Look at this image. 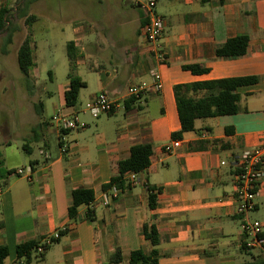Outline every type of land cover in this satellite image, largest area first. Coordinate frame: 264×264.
I'll list each match as a JSON object with an SVG mask.
<instances>
[{"label":"crops","instance_id":"crops-1","mask_svg":"<svg viewBox=\"0 0 264 264\" xmlns=\"http://www.w3.org/2000/svg\"><path fill=\"white\" fill-rule=\"evenodd\" d=\"M12 1L0 0V8H9ZM143 1L96 0L94 25H83L80 19L68 21L73 35L66 43L73 54L70 63L66 52L68 74L79 77L85 87L71 108L64 104L68 74L66 82L47 95L56 101L51 118L56 113L68 118L76 115L84 127L63 131L51 118L39 120L24 138L29 155L0 154V246L8 251L5 264H22L16 253L19 245L41 243L54 234L58 238L43 257L32 251L27 264H128L131 252L149 254L152 249L158 252V264H238L264 259V247L249 253L242 249L245 235L235 213L231 169L234 156L264 140V0L205 4L202 0H156V13L164 21L163 62L142 31L146 15L138 3ZM72 6L64 11L69 13ZM55 10L51 14L60 16L59 7ZM41 20L32 25L31 35ZM240 35L248 37L244 55H215L218 47ZM35 47L32 39V58ZM93 56L96 67L87 62ZM87 64L96 71L94 89L77 74ZM186 65L209 71L192 75L182 69ZM154 72L161 77L159 92L151 88ZM247 76L260 81L237 89L241 112L198 119L192 131L172 139L180 130L174 86ZM133 86L146 88L139 99L126 96ZM102 92L117 100L119 107L89 121L85 105ZM37 106L42 112V105ZM176 140L180 146L165 154L163 147ZM136 145L150 146L149 166L137 174L134 185L104 206L103 186L118 174L116 164L128 159ZM27 165L33 168L31 182L11 176L12 170ZM147 187L155 195L154 209L148 205ZM79 188L92 191L94 200L70 219L71 192ZM88 210L93 221L86 219ZM263 211L264 178L251 214L262 216ZM251 214L249 218L264 227V221L252 219ZM144 226L156 228L157 246L152 247L142 235ZM116 249L121 260L112 262Z\"/></svg>","mask_w":264,"mask_h":264},{"label":"rangeland","instance_id":"rangeland-1","mask_svg":"<svg viewBox=\"0 0 264 264\" xmlns=\"http://www.w3.org/2000/svg\"><path fill=\"white\" fill-rule=\"evenodd\" d=\"M23 1L13 0L9 5L14 14L10 18L11 26L17 31L6 47L4 31H0V154H21L25 158L26 153L22 149L24 138L37 121H50L53 103H56L47 91H55L58 85L66 82L69 72L66 43L73 39L70 29H67L68 21L80 19L83 25H94L96 0H33L27 15L34 16L35 21L42 20L36 30L32 28V35L30 30L35 21L28 25L24 22L25 18L17 16ZM70 4L73 8L66 13L64 10ZM58 7L61 15L51 14L52 10L56 13ZM26 36L32 37L36 46L33 53L35 66L30 71L32 77L28 78L20 73L16 62L17 49ZM4 50L6 53H3ZM87 62L96 67V56ZM88 64L81 66L77 74L88 81V88L94 89L96 71L90 70ZM29 86L32 89L28 91ZM38 102L42 105V112ZM86 116L89 121L92 120L89 115ZM251 217L264 221V211L262 216L251 214ZM246 259L248 257L243 256V260Z\"/></svg>","mask_w":264,"mask_h":264},{"label":"trees","instance_id":"trees-1","mask_svg":"<svg viewBox=\"0 0 264 264\" xmlns=\"http://www.w3.org/2000/svg\"><path fill=\"white\" fill-rule=\"evenodd\" d=\"M33 0H24L17 16L25 18V24H30L35 21V17L27 15V9ZM210 0H202V3H208ZM223 2V0H220ZM23 9V11H21ZM18 11V9H17ZM14 14L8 7L0 8V31L5 34V47L12 42L13 34L17 31L11 26L10 18ZM69 46V44H68ZM248 46V37L245 35L236 36L228 39L222 46L215 51L217 57L235 58L246 53ZM3 53H6L4 50ZM70 63L73 62V54L67 51ZM16 62L20 73L25 77H29V72L33 67L32 58V39L26 36L21 42L16 53ZM184 71L190 72L192 75L206 74L209 70L202 68L199 65L183 66ZM260 79L256 76L224 78L218 80L194 82L191 84L176 85L173 88L176 109L180 123V130L172 134V139H180L183 133L190 132L194 129V122L198 119L235 115L241 112L239 106L240 95L236 92L238 88L256 84ZM85 87V83L77 76L68 74L67 88L64 92V104L66 107H74L77 103L79 91ZM134 98H131L133 100ZM29 145H23L22 149L29 155L27 150ZM151 149L149 145H136L130 149L128 159L118 162L116 168L118 174L111 178L110 182L103 186V190L107 191L112 186L119 191L129 188L130 184L123 177L127 173H140L149 166V158ZM148 205L150 209L155 208V195L153 190L147 187ZM94 200L93 192L87 189H75L71 192V202L68 207V216L73 219L77 211L82 206L90 205ZM88 221H93V214L88 210L86 214ZM142 235L148 240L152 247L160 243L157 230L154 226H144ZM55 241V240H53ZM38 242H27L19 245L16 248L18 259L22 260V264L30 262L32 251H35ZM48 246H43V253ZM43 253L40 257H43ZM8 256V251L5 246H0V264H5ZM158 252L152 249L149 254H144L141 251H133L129 254L128 264H158ZM121 260L120 252L116 249L112 256V262ZM238 264H264V259L255 258L250 261Z\"/></svg>","mask_w":264,"mask_h":264},{"label":"built area","instance_id":"built-area-1","mask_svg":"<svg viewBox=\"0 0 264 264\" xmlns=\"http://www.w3.org/2000/svg\"><path fill=\"white\" fill-rule=\"evenodd\" d=\"M156 0H144L139 4L140 9L146 15V23L142 28L145 40L151 50L157 55L159 62L165 60L160 49V42L164 30V21L156 13ZM152 90L159 92L162 89L161 77L158 73H152ZM146 88L143 86H133L126 90L128 98L139 99ZM119 107L118 101L110 98L107 93L102 92L93 97L86 105L85 110L92 119H98L100 116L109 115L117 111ZM52 122L63 131L83 128L76 115L72 118L56 113L51 118ZM180 146L179 141H173L170 145L163 147L165 154ZM231 169L233 176V193L236 202L235 213L240 218L242 231L245 239L242 243L244 252L249 253L255 249H262L264 247L263 225L257 221L249 218V215L255 208V197L257 196L258 187L264 178V140L260 145L251 150H244L239 155L232 158ZM11 176L16 178H23L27 182L32 181L33 168L30 165L16 168L11 171ZM126 181L130 185L137 182L136 173L125 174ZM147 189V188H146ZM3 189L0 188V197ZM120 191L112 186L109 190L104 191L101 200L104 206H108L119 195ZM58 238V234H54L51 238H45L37 246L36 251L43 253V246H49L53 240Z\"/></svg>","mask_w":264,"mask_h":264}]
</instances>
